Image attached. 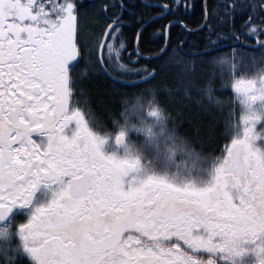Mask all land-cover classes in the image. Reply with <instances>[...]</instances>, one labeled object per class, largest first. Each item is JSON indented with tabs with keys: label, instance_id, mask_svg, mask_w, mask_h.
<instances>
[{
	"label": "snow or ice",
	"instance_id": "snow-or-ice-1",
	"mask_svg": "<svg viewBox=\"0 0 264 264\" xmlns=\"http://www.w3.org/2000/svg\"><path fill=\"white\" fill-rule=\"evenodd\" d=\"M51 3L0 0V264H214L213 253L240 255L242 241L255 242L264 234V153L250 144L256 139L255 117L241 118L244 135L225 145L208 186L180 187L149 175L136 183L129 180L125 188L124 178L138 161L102 154L104 139L90 131L80 110L69 111L70 103H90L77 87L82 60L95 68L115 52L121 68L130 66L119 60V49L125 47L119 22L109 20L86 50L79 37L77 0L57 4V15L49 10ZM252 5L264 13V0H159L153 11L169 23L159 30L164 42L155 56L158 65L147 69L149 79L160 72L179 73L210 108L204 96L210 79L203 69L227 39L225 9L246 6L251 13ZM193 9L199 13L198 27L191 29L183 19L179 24L199 34V53L185 52L187 41L171 43L172 20ZM100 11L108 12L109 5ZM254 21L251 14L242 19L246 30L264 29V17ZM256 43L264 42L257 38ZM139 44L138 33L132 46ZM138 58L137 51L130 64ZM70 61H75L72 71ZM244 90L245 103L264 101V76L258 82L249 79ZM70 121L76 124L71 138L64 135ZM170 138L181 149L193 148L191 137L179 131ZM122 141L123 133L117 134L115 142ZM62 177L69 178L67 183L26 222L10 215L13 208L29 207L40 184ZM261 245L264 240L254 249L258 255L264 252Z\"/></svg>",
	"mask_w": 264,
	"mask_h": 264
},
{
	"label": "trees",
	"instance_id": "trees-1",
	"mask_svg": "<svg viewBox=\"0 0 264 264\" xmlns=\"http://www.w3.org/2000/svg\"><path fill=\"white\" fill-rule=\"evenodd\" d=\"M141 1L143 3L137 0H77L76 7L80 10L78 30L81 46L90 50L88 46L94 44L96 35L106 28L109 18H117L121 14L119 30L125 47L119 49V60L130 66L121 68L116 53H107V59L102 64L107 65L104 68L111 77L108 78L99 66L93 68L87 59L82 60L77 67L79 73L77 87L89 98L90 103L72 105L83 111L92 127L102 134L114 132L115 125L122 121L124 110L130 108L133 103H137L145 110L149 107L155 108L170 120V133L178 130L191 137L193 141L191 151L187 148L180 150L181 147L171 139L175 146L179 147L180 152L194 154L200 164L207 166L223 156L229 137L231 108L222 107L220 104L226 103L232 95V76L230 68L221 61L231 57L235 63H239V70L233 77L242 83L254 76L259 68L264 69V43H256L257 38L264 42V29L246 30L248 26L242 23L246 15H254L255 21H259L264 17V13L257 11L255 5H252L251 13L246 6L225 9L227 17H231L230 20L226 17L227 22L222 26L227 39L219 49V54L214 56L211 66L203 69L210 79L204 96L211 101V107L206 108L200 103L195 89L189 90L186 77L183 75L160 72L155 79H149L151 72L147 69L158 65L155 56L159 44L164 42V33L159 30L163 29L169 20L165 16L151 20L160 12L153 11L155 6L146 4H154L159 0ZM43 2L44 0H37V4ZM63 3L64 0H52L48 5L49 10L57 15L61 11L57 4ZM103 4L109 5V11L106 13L100 11ZM198 15V11L193 9L191 13L177 14L172 20L176 23L171 28V43L174 45L181 40L187 41L184 51L188 53H199L202 41L199 34L185 32L179 20L183 19L194 30L198 27ZM138 33L140 44L138 49H134L132 41ZM113 47H119L115 39ZM137 51L139 58L131 65L132 56H135ZM73 65L74 63L68 66L69 71H72ZM137 94L142 95L133 101L132 98ZM198 129L200 131H197ZM142 152L144 159L148 160L150 152L146 149H142Z\"/></svg>",
	"mask_w": 264,
	"mask_h": 264
},
{
	"label": "rangeland",
	"instance_id": "rangeland-1",
	"mask_svg": "<svg viewBox=\"0 0 264 264\" xmlns=\"http://www.w3.org/2000/svg\"><path fill=\"white\" fill-rule=\"evenodd\" d=\"M221 62H224L230 68L232 76V95L226 103L220 104L222 107L231 108L227 144H230L234 139L243 137L245 125L242 123L241 118L252 115L255 117L251 121V125L256 139L250 141V144L253 149L264 153V101L258 100L251 104L245 103L249 99L244 90V85L247 84L248 80L242 83L233 77L236 71L239 70V63H235L231 57L225 58ZM73 63L75 61H70L67 67ZM262 76H264V69L261 67L250 79L258 82ZM236 85L241 86L239 92L236 91ZM69 108L70 111L74 108L72 103H70ZM81 112L93 134L101 138L108 137L100 145L102 154L105 156L111 155L117 159H136L138 161L136 170L124 178L125 188L128 186L127 182L129 180L136 183L149 175L162 177L167 182L180 187L191 185L196 188H203L212 182L215 167L222 160V157L217 158L205 166L198 162L194 154L180 152L181 148L179 150V147H176L171 140L172 138H170V120L159 110H157V115H149L144 108H141L137 103H133L130 108L124 110L121 117L122 121H118L120 123L115 125V131L106 134L97 132L92 127L86 114L83 111ZM71 126L72 133H74L76 130L74 121H71ZM118 133L124 134L123 143L117 144L115 142V136ZM142 149L150 152L148 160L144 159Z\"/></svg>",
	"mask_w": 264,
	"mask_h": 264
},
{
	"label": "flooded vegetation",
	"instance_id": "flooded-vegetation-1",
	"mask_svg": "<svg viewBox=\"0 0 264 264\" xmlns=\"http://www.w3.org/2000/svg\"><path fill=\"white\" fill-rule=\"evenodd\" d=\"M137 1L143 3L141 0H137ZM158 4L159 2L154 4L149 3L146 5L158 7ZM120 15L121 14H119V16L115 19L109 18V20H112L113 23H116L117 21L119 22ZM164 16L165 15L160 12L157 13L153 18H151V20ZM175 23L176 21L172 22V24ZM164 116L166 117L165 114ZM64 135L68 136L69 138H71V136L73 135L71 121L65 128ZM107 138L108 137H104L102 139H104L105 141ZM68 179H69L68 177H62L60 181H57L54 184H45V183L40 184L33 193V198L29 207L26 209L13 208L12 213H10V215H15L20 222H26L30 218L31 214L34 212L35 208L39 206H46L53 198V193L58 191L61 187H63V185L67 183ZM233 193H235V190H233ZM262 240H264V234H260L257 241L255 242L242 241L238 245V248L242 249L240 255H233V254H229L228 252H216L211 255V259L214 261V264H260V261L264 259V252L258 255L254 249L257 247L258 244H260ZM160 243L167 245L170 242L161 241ZM261 246L264 247V245ZM197 255L203 258L204 260H207L209 258V254L207 252H200L197 253Z\"/></svg>",
	"mask_w": 264,
	"mask_h": 264
},
{
	"label": "clouds",
	"instance_id": "clouds-1",
	"mask_svg": "<svg viewBox=\"0 0 264 264\" xmlns=\"http://www.w3.org/2000/svg\"><path fill=\"white\" fill-rule=\"evenodd\" d=\"M142 95V94H137L135 97L132 98L133 101H136L139 99V96ZM146 111L148 112L149 115H152L153 112H156L157 113V110L155 108H152V107H149L146 109ZM178 131V130H177ZM119 134V133H118ZM124 142V134H123V141L122 143ZM133 160H136V159H133ZM137 161V160H136Z\"/></svg>",
	"mask_w": 264,
	"mask_h": 264
},
{
	"label": "water",
	"instance_id": "water-1",
	"mask_svg": "<svg viewBox=\"0 0 264 264\" xmlns=\"http://www.w3.org/2000/svg\"><path fill=\"white\" fill-rule=\"evenodd\" d=\"M149 21H151V20H149ZM149 21H148V22H149ZM148 22H147V23H148ZM147 23H146V24H147ZM134 49H135V48H134ZM99 68L101 69V71H102V72H103L108 78H111L110 75L106 72V70H105L103 64H102L101 66H99Z\"/></svg>",
	"mask_w": 264,
	"mask_h": 264
}]
</instances>
